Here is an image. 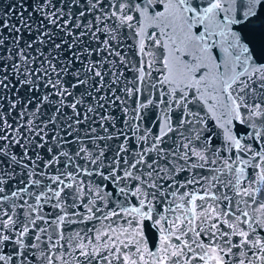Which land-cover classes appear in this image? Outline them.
<instances>
[{"label": "snow or ice", "instance_id": "1", "mask_svg": "<svg viewBox=\"0 0 264 264\" xmlns=\"http://www.w3.org/2000/svg\"><path fill=\"white\" fill-rule=\"evenodd\" d=\"M0 264H264V0H0Z\"/></svg>", "mask_w": 264, "mask_h": 264}]
</instances>
